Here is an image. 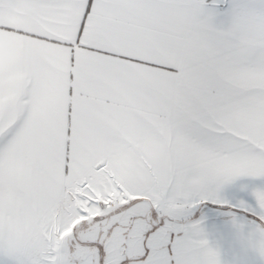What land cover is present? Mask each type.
Wrapping results in <instances>:
<instances>
[{
	"label": "snow or ice",
	"instance_id": "1",
	"mask_svg": "<svg viewBox=\"0 0 264 264\" xmlns=\"http://www.w3.org/2000/svg\"><path fill=\"white\" fill-rule=\"evenodd\" d=\"M0 264H264V0H0Z\"/></svg>",
	"mask_w": 264,
	"mask_h": 264
}]
</instances>
